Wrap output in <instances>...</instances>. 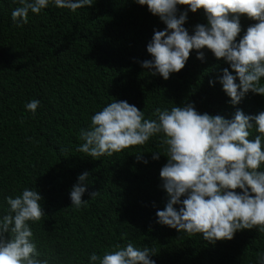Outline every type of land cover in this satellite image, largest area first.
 Returning <instances> with one entry per match:
<instances>
[{"label":"trees","instance_id":"1","mask_svg":"<svg viewBox=\"0 0 264 264\" xmlns=\"http://www.w3.org/2000/svg\"><path fill=\"white\" fill-rule=\"evenodd\" d=\"M19 6L0 0V216L9 208L8 196L37 190L46 215L30 226L39 258L49 264H90L93 252L103 256L116 243L126 245L122 233L136 247L155 248L156 264H257L264 233L256 228L213 244L157 222L156 212L169 199L160 178L168 158L153 159V151H164L158 137L99 159L76 149L91 116L116 99L136 105L145 118H155L157 107L194 103L201 114L233 119L237 109L248 115L264 111V96L250 91L232 105L220 78L225 68L235 71L206 47L203 60L192 50L169 79L152 75L140 62L152 59L147 45L166 24L134 0H95L75 13L50 3L16 26L11 13ZM257 22L241 15L237 42ZM198 23L207 24L203 9L188 10L184 27L190 34ZM32 99L40 101L35 116L25 109ZM257 134L254 128L250 138ZM86 171L88 203L74 210L70 191ZM91 192L99 195L92 199Z\"/></svg>","mask_w":264,"mask_h":264},{"label":"clouds","instance_id":"2","mask_svg":"<svg viewBox=\"0 0 264 264\" xmlns=\"http://www.w3.org/2000/svg\"><path fill=\"white\" fill-rule=\"evenodd\" d=\"M19 7L11 13L16 26L28 23L29 11L39 14L50 3L75 13L91 6L95 0H17ZM146 5L148 10L166 24L164 30H155L147 45L152 59L141 61V66L152 75L165 80L180 72L197 50L203 60L205 47L217 59H224L235 71L223 69L220 82L237 105L250 91L264 96V0H134ZM178 6H187L180 11ZM203 9L207 24L198 23L194 34L184 27L188 10ZM258 21L250 25L243 37L240 16ZM237 77L239 83L236 82ZM40 105L38 99L25 104V109L35 116ZM152 116L145 118L144 111L127 100L108 103L91 116L89 128H82L76 149L94 159L111 157L133 146H141L158 137L153 159L167 156L160 170L162 188L169 199L163 210H158L157 222L184 232L188 237L201 234L206 241L215 243L231 240L238 230L256 228L264 233V111L257 115L245 114L237 109L233 119L223 115L200 113L194 103L174 106L171 109L155 108ZM23 123V118L21 119ZM259 134L252 136V130ZM29 139H34L29 138ZM63 151V149H61ZM137 160L143 159L136 153ZM144 163H148L144 160ZM86 171L70 191L74 210L87 205L83 199L87 186ZM237 189L242 191H237ZM94 199L99 192H91ZM182 197H185L182 199ZM9 208L0 216V264H49L40 259L33 240L31 223L46 215L42 195L35 189L24 188L14 198H6ZM176 205H181L178 209ZM128 234L121 238L126 245L114 244L112 251L103 256L93 252L90 264H156L151 255L155 248L136 247ZM257 264H264V251L258 252Z\"/></svg>","mask_w":264,"mask_h":264}]
</instances>
